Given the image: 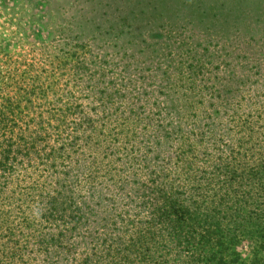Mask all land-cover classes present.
Masks as SVG:
<instances>
[{
    "label": "rangeland",
    "instance_id": "obj_1",
    "mask_svg": "<svg viewBox=\"0 0 264 264\" xmlns=\"http://www.w3.org/2000/svg\"><path fill=\"white\" fill-rule=\"evenodd\" d=\"M165 1L142 14L136 0H0V238L17 264H79L123 229L172 169L179 112L200 165V150L224 157L251 137L264 151V0ZM46 193L63 206L47 213Z\"/></svg>",
    "mask_w": 264,
    "mask_h": 264
},
{
    "label": "trees",
    "instance_id": "obj_2",
    "mask_svg": "<svg viewBox=\"0 0 264 264\" xmlns=\"http://www.w3.org/2000/svg\"><path fill=\"white\" fill-rule=\"evenodd\" d=\"M183 1L186 5L192 0ZM166 2L136 0V5L142 14H149L157 13L158 6ZM200 6L205 14L204 6ZM148 18L156 19L152 15ZM149 32L150 37L159 38L164 31L149 28ZM7 53L0 40V61L3 56L9 57ZM11 65L6 62V69ZM4 84L0 77V89ZM185 102L181 100L176 106ZM175 117L172 133L176 142L169 146L174 153L171 171L162 170L144 185L134 215L121 220L123 229L85 248L79 264H264V151L257 152L251 137L248 148L243 149L239 141L224 157L212 156L207 147L200 150L205 152L200 165L202 140L184 134L182 120L188 117L186 114L179 112ZM244 128L253 134L252 126ZM20 195L18 201L27 200L22 198L27 193ZM42 198L49 205L44 209L47 213L59 210L64 203L59 204L47 193ZM26 210H30L28 206L21 209V216L25 217L24 228H29L33 219ZM9 212L0 213V230H10ZM9 234L0 238V264H17L16 259L20 260L15 258L17 248ZM245 243L251 246L248 258L237 251Z\"/></svg>",
    "mask_w": 264,
    "mask_h": 264
}]
</instances>
